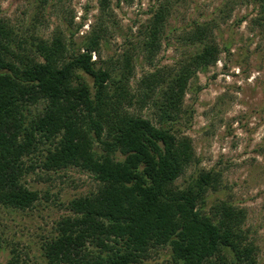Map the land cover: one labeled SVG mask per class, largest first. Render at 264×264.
I'll use <instances>...</instances> for the list:
<instances>
[{
    "label": "trees",
    "instance_id": "16d2710c",
    "mask_svg": "<svg viewBox=\"0 0 264 264\" xmlns=\"http://www.w3.org/2000/svg\"><path fill=\"white\" fill-rule=\"evenodd\" d=\"M177 1L156 0L139 41L120 63L100 61L107 32L102 22L77 49L61 30L33 36L25 47L0 16V215L35 206L40 195L26 176L39 167H75L97 183L69 200L68 213L42 240L38 258L44 264H151V252L161 247L170 249L175 264H257L244 210L226 199L208 205L221 174L202 168L178 184L198 163L190 137L179 129L184 98L197 73L228 50L217 41L219 23L213 17L191 21L181 36L190 51L132 83L139 54L151 65L161 49ZM99 3L98 18L108 0ZM250 4L258 13L253 21L264 26V0H223L218 11L226 20L235 6ZM19 244L0 228L6 264H33Z\"/></svg>",
    "mask_w": 264,
    "mask_h": 264
},
{
    "label": "rangeland",
    "instance_id": "374dc122",
    "mask_svg": "<svg viewBox=\"0 0 264 264\" xmlns=\"http://www.w3.org/2000/svg\"><path fill=\"white\" fill-rule=\"evenodd\" d=\"M99 2L0 0V16L13 26L17 40L26 41L25 47L33 36L48 38L61 30L70 47L77 49L92 25L102 22L107 32L101 40L100 61L120 63L123 53L131 52L139 41L138 31L156 0H108L106 14L98 18ZM222 6L223 0H178L153 63L149 65L141 54L134 61L132 83L144 71L172 66L190 51L181 36L191 21L213 17L219 23L217 41L228 50H222L216 64L197 73L184 98L186 112L179 129L190 137L198 163L187 169L178 184H185L202 168L218 171L220 189L209 194L208 205L216 198L226 199L244 210L243 229L256 247V263L264 264V26L253 21L258 13L252 4L235 6L226 20L218 11ZM92 59L98 60V55L93 53ZM26 184L39 193V201L26 211L2 213L0 228L9 242L27 248L33 264H44L38 258L42 240L68 213L69 200L94 191L97 183L75 167L57 172L39 167L26 176ZM7 259L8 250L1 249L0 264ZM147 262L175 264L168 247L152 251Z\"/></svg>",
    "mask_w": 264,
    "mask_h": 264
}]
</instances>
